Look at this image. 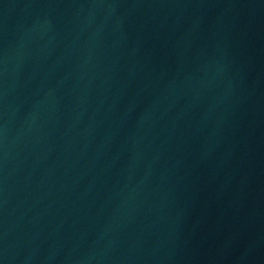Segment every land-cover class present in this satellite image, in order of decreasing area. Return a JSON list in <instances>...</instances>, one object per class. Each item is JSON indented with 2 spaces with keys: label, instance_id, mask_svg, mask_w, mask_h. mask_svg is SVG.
Listing matches in <instances>:
<instances>
[{
  "label": "water",
  "instance_id": "water-1",
  "mask_svg": "<svg viewBox=\"0 0 264 264\" xmlns=\"http://www.w3.org/2000/svg\"><path fill=\"white\" fill-rule=\"evenodd\" d=\"M193 0H0V264H200Z\"/></svg>",
  "mask_w": 264,
  "mask_h": 264
}]
</instances>
